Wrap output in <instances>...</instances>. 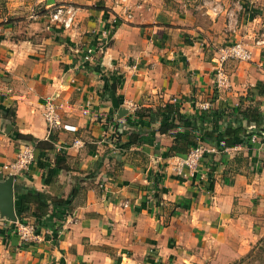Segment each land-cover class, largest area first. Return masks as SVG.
I'll return each mask as SVG.
<instances>
[{"label":"crops","instance_id":"obj_1","mask_svg":"<svg viewBox=\"0 0 264 264\" xmlns=\"http://www.w3.org/2000/svg\"><path fill=\"white\" fill-rule=\"evenodd\" d=\"M214 1L233 10L235 27L201 0H0V178L23 144L35 146L34 162L14 178L11 210L43 234L21 240L0 209V264H203L249 244L264 196V140L244 137L206 155L193 174H177L185 154H167L172 129L136 113L174 103L198 141L225 145L227 118L215 113L264 87V47L254 44L264 36V0ZM60 3L79 6L73 30L32 16ZM227 37L252 57L225 63L223 89L213 57ZM95 44L101 49L83 61ZM48 97L72 130H47ZM255 99L264 112V95ZM256 131L264 134V123ZM150 171L163 175L157 186ZM29 190L43 192L47 206L23 202Z\"/></svg>","mask_w":264,"mask_h":264},{"label":"built area","instance_id":"obj_2","mask_svg":"<svg viewBox=\"0 0 264 264\" xmlns=\"http://www.w3.org/2000/svg\"><path fill=\"white\" fill-rule=\"evenodd\" d=\"M204 5H206V10L209 14L217 15L221 11L225 10V14L229 21H234L235 14L231 8L223 9L221 4L214 0H201ZM48 10V11H47ZM79 6L71 3H60L52 6L46 11H36L32 12L34 17H44L48 19L49 25L58 26L62 30H73L75 21L77 19ZM127 13L128 17L131 14L128 13V9H123ZM102 37L107 39L106 29L101 31ZM254 44L257 46L264 47V36L262 33L254 38ZM100 46L95 44L94 46H89L83 55V61H91L93 59V54L100 50ZM252 57V49L244 41L238 40L232 43L226 44L220 47L213 57V62L215 63V80L218 88H229L230 79H228L227 73L225 72L224 65L227 61H241L246 62ZM127 106L132 109H136V105L130 101H127ZM237 106V105H235ZM204 111H208L211 107V102L209 100L204 101L198 106ZM42 116L47 125V130L49 132L57 131L59 129L72 130L74 127L62 122L60 114V104L57 103L51 97L43 103ZM251 142L262 141V135L258 132H253L249 137ZM83 145L82 141L74 140L73 146L81 147ZM216 152L215 146H208L205 143L199 141L194 147H192L188 153L183 156H176V162L174 165L175 172L177 174H184L185 167L188 168L189 172L193 174L197 168L199 162L210 153ZM35 160V146L33 144H23L15 158L4 164L3 169L7 171V175L11 174L14 177L21 175L26 171ZM126 206V204H124ZM15 230L23 241H33L41 239L42 233L37 231V226L33 222H26L20 218H16L11 221Z\"/></svg>","mask_w":264,"mask_h":264},{"label":"trees","instance_id":"obj_3","mask_svg":"<svg viewBox=\"0 0 264 264\" xmlns=\"http://www.w3.org/2000/svg\"><path fill=\"white\" fill-rule=\"evenodd\" d=\"M256 95H264V87H260L257 91L254 88H250L248 94L245 97H240L237 106L230 107V109L226 108L225 110H222L217 114L215 113V115H218L220 118H227V124L225 125V145L212 143V140L215 141L213 138L202 137V139H208L207 141H210L211 144H213L216 148L223 150L227 146H233L235 144L243 142L244 137L248 138L253 132H257L256 129L258 130L259 126L264 123V112L261 110L260 102L255 99ZM246 102H249V104H245ZM136 113H139L141 116H143L142 119L150 117L149 120H153L154 117L158 118L160 116V126L162 133H166L168 129H172L171 134L173 136V142L167 151L168 155L186 154L199 142V139H197L196 136V132L194 130H191L189 128V124H187L188 118L184 115V113L180 112L178 106L174 103H166L162 108H159L157 112L147 110V112L141 113V111L138 112L137 110ZM147 122L148 121H145V123ZM243 123L247 124L248 126H250L251 124H255V130L254 128L251 130L247 129V127L243 125ZM178 125H184V130L178 129ZM219 136L220 134L216 135V138H219ZM236 138L239 140L236 141ZM262 140H264V134H262ZM135 141L136 139H130L121 147H127ZM211 154L212 153L207 154V156H210ZM150 175H153L152 177L155 181V186H157V184L162 181V174H153V172L150 171ZM2 179L3 177L0 178V180ZM30 196L39 201L40 205L47 206V199H45L46 195L43 192L41 193L37 190H29L25 194V199H23V202L28 201V198Z\"/></svg>","mask_w":264,"mask_h":264},{"label":"rangeland","instance_id":"obj_4","mask_svg":"<svg viewBox=\"0 0 264 264\" xmlns=\"http://www.w3.org/2000/svg\"><path fill=\"white\" fill-rule=\"evenodd\" d=\"M205 7L207 6L205 5ZM239 9L241 8L238 7L237 12L239 11ZM236 25L237 23L234 21L232 27H235ZM232 27L231 29H228V31L233 32ZM234 41H237L236 38L227 37L223 41L219 42V45H221L220 47H222ZM225 72L227 73L229 79V75L226 69ZM257 206L258 209L256 211V220L254 223V228L252 229L253 231L250 234L251 238L250 236H247L251 239L249 244H247V246L245 245L241 249L239 248V250L234 251V253L232 254H228V252L225 251L223 255H217L215 260L206 259L207 261H205V263L203 264H264V196L261 201L257 202ZM144 261L145 262L141 264L164 263L163 261L162 263L161 261L152 263L153 261H149L148 259H145Z\"/></svg>","mask_w":264,"mask_h":264},{"label":"water","instance_id":"obj_5","mask_svg":"<svg viewBox=\"0 0 264 264\" xmlns=\"http://www.w3.org/2000/svg\"><path fill=\"white\" fill-rule=\"evenodd\" d=\"M126 110V109H122ZM14 176L9 174L7 178L0 180V209L7 211L10 219L15 220V216L11 210L14 195Z\"/></svg>","mask_w":264,"mask_h":264}]
</instances>
